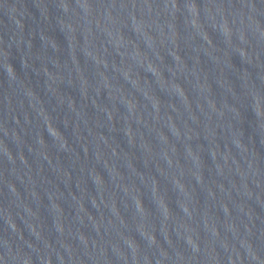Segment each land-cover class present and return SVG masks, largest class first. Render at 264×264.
Returning a JSON list of instances; mask_svg holds the SVG:
<instances>
[{
  "label": "water",
  "instance_id": "1",
  "mask_svg": "<svg viewBox=\"0 0 264 264\" xmlns=\"http://www.w3.org/2000/svg\"><path fill=\"white\" fill-rule=\"evenodd\" d=\"M0 264H264V0H0Z\"/></svg>",
  "mask_w": 264,
  "mask_h": 264
}]
</instances>
